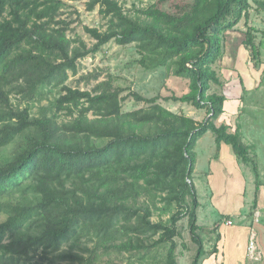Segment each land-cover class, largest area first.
Masks as SVG:
<instances>
[{"label":"trees","instance_id":"16d2710c","mask_svg":"<svg viewBox=\"0 0 264 264\" xmlns=\"http://www.w3.org/2000/svg\"><path fill=\"white\" fill-rule=\"evenodd\" d=\"M68 1L115 13L116 28L85 26L91 44L69 34L72 20L61 14ZM123 4L0 0V264H180L184 217L198 245L191 264H199L208 250L197 233V140L211 131L217 147L230 144L258 176L240 132L216 124L225 97L211 89L222 85L224 33L241 21L243 45L260 58L256 37L264 30L250 22L264 14V0H179L174 12L155 2L138 9L142 21L124 13ZM110 41L133 45L144 70L187 81L182 95L164 100L192 106L204 118L174 113L157 95L124 94L112 73L83 75L87 84L96 80L90 88L67 83L81 59ZM44 98L47 105L40 104ZM128 98L141 105L124 109ZM254 207L249 229L256 225ZM155 212L169 216L153 220ZM229 217L221 215L216 226ZM258 230L264 249V227Z\"/></svg>","mask_w":264,"mask_h":264},{"label":"crops","instance_id":"0c3cea01","mask_svg":"<svg viewBox=\"0 0 264 264\" xmlns=\"http://www.w3.org/2000/svg\"><path fill=\"white\" fill-rule=\"evenodd\" d=\"M250 24L259 31L264 30V14L254 16ZM244 29L243 21L224 33V53L219 61L220 68H217L222 85L212 87L211 91L220 92L225 97L223 112L216 124L226 123L232 131L240 132L243 143L250 147L251 154L255 156L258 176L237 158L230 144L221 142L217 147L211 131L197 140L193 170L197 183L194 185L197 192L198 179L206 181L209 192L206 191L205 195L214 208L209 232L220 235L217 252L206 253L202 264H216V261L217 264H264V257L260 261L246 258L247 226L252 220L248 213L254 202V211L259 210L264 215V169L259 168L262 163L260 152L264 146V35L261 32L257 34L256 42L261 55L255 61L243 45ZM255 115L260 116L257 121L252 118ZM253 128H257L255 134L251 133ZM197 197L202 206L200 195ZM200 206L197 221L200 219ZM221 215H230L232 225L222 220L216 226ZM236 221L238 225H235ZM258 226L264 227V219L255 225L261 246Z\"/></svg>","mask_w":264,"mask_h":264},{"label":"rangeland","instance_id":"374dc122","mask_svg":"<svg viewBox=\"0 0 264 264\" xmlns=\"http://www.w3.org/2000/svg\"><path fill=\"white\" fill-rule=\"evenodd\" d=\"M123 1V10L124 13L129 15L133 19H139L142 21L144 17L139 13L138 9L140 7H146L151 3L157 2L162 8L174 12L176 10L175 4L179 0H120ZM61 14L63 17H66L72 20L71 26L74 28L73 31H69V34L73 35L75 33L79 34L87 43L91 44L94 40L86 33L84 27H97L101 32H106L111 29L116 28L118 17L115 13L102 14L99 12V7H96L92 11H88L84 2H66L61 8ZM241 21L239 24H242ZM138 54L135 51L133 45L122 46L117 44L115 41H110L103 46V48L93 56H87L79 61L78 72L73 74L70 72L69 79L67 83L70 85H78L81 88H90L96 80H91L90 82L85 83L84 80L80 78L83 75H87L92 71H97L101 73L99 79H103L107 76V73H112L116 77L117 84L125 87V93H128L129 90L139 91L142 95L147 97H152L157 95L159 97L158 102L170 109L174 113L183 114L185 116L193 117L197 120H202L205 116L203 111L194 109L192 106L183 104L179 101L173 100H164V97H171L173 95L180 96L187 90V81L177 78L174 76L165 77V71L163 69H158L155 71H146L136 63V58ZM50 99L53 98L52 95L49 96ZM49 98H44L41 101V105H47ZM141 104H137L132 98H128L124 102V109H132ZM34 113H38L37 105L33 108ZM254 120L260 118L259 115L252 116ZM257 128L251 129V133L255 134ZM259 149L261 148L259 146ZM264 146L261 149L260 163L259 168L264 169ZM196 177H193L192 180L197 183ZM204 180V179H203ZM197 187V195H200V201H202V206H200V219L197 221L198 225L201 226V229L197 231L199 235L203 238L204 246L208 249V252L214 249V246H217V243L220 244V241L216 240L217 234L210 233L209 230L211 227V222L213 220L214 208L212 202L209 198L206 197L207 187L206 181L203 182L199 180ZM253 184V183H252ZM196 185V184H195ZM209 192V191H207ZM175 210V209H174ZM199 210V209H198ZM169 214L164 213L160 214L155 212L152 219L157 220L159 218L166 219ZM4 216L0 215V221L3 220ZM254 218V216H253ZM261 221L264 219L262 216ZM239 222H235V225H238ZM179 227L181 231V236L177 237L178 246L177 251H182L183 254L179 255L180 264H191L194 255L197 252L198 245L195 243L190 235L188 229L187 218H183L179 222ZM85 241V239H83ZM182 243H185L187 247H182ZM92 242H87V245L90 246ZM214 253V252H211ZM206 256L200 259L199 264H202V260H205ZM115 262V260H113ZM163 261L161 258H158V262ZM124 262V261H123ZM217 264V261L215 262ZM114 264V263H113ZM126 264V261L124 262Z\"/></svg>","mask_w":264,"mask_h":264},{"label":"built area","instance_id":"2783aa9c","mask_svg":"<svg viewBox=\"0 0 264 264\" xmlns=\"http://www.w3.org/2000/svg\"><path fill=\"white\" fill-rule=\"evenodd\" d=\"M264 216L259 210L254 212L255 223L259 222L260 218ZM227 225H232L231 219H226ZM264 257V250L259 246L258 233L256 227L252 226L249 229V238L247 245V258L252 261H260Z\"/></svg>","mask_w":264,"mask_h":264},{"label":"water","instance_id":"95a60500","mask_svg":"<svg viewBox=\"0 0 264 264\" xmlns=\"http://www.w3.org/2000/svg\"><path fill=\"white\" fill-rule=\"evenodd\" d=\"M212 113H213V109H212V112L208 115V117H209ZM208 117H207V118H208Z\"/></svg>","mask_w":264,"mask_h":264}]
</instances>
